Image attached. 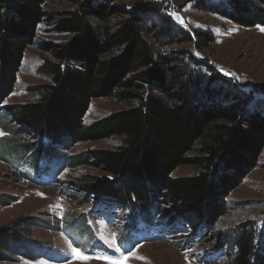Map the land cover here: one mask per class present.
I'll list each match as a JSON object with an SVG mask.
<instances>
[{"label": "trees", "instance_id": "obj_1", "mask_svg": "<svg viewBox=\"0 0 264 264\" xmlns=\"http://www.w3.org/2000/svg\"><path fill=\"white\" fill-rule=\"evenodd\" d=\"M46 1L0 0V106L14 91L37 25L49 19L43 9ZM104 1L86 0L53 23L54 31L71 34L72 39L48 44L61 61L43 59L42 70L50 83L41 86L39 98L2 105L21 126L9 128L16 136L0 135V155L34 171L48 162L56 175L66 167L96 166L108 177H91L82 185L92 202L108 199L120 205L130 211L129 222L141 219L172 229L195 222L212 229L226 212L229 193L257 165L264 150V106L259 109L252 101V108L245 111L238 104L237 85L232 86L207 56H195L188 49L157 53L147 37L151 34L158 43L177 36L183 42L195 38L200 48L211 42L209 35L196 33L191 38L150 2L141 12L156 17L159 25L150 27L149 33L139 24L144 17L138 12L97 30L86 16L106 21L117 11ZM256 2L200 0L203 8L242 28L264 26V0ZM101 97L134 104L85 123L91 100ZM0 115L6 118L4 112ZM23 134L40 140L32 145L21 139ZM17 136L19 140H13ZM115 136L120 144L113 149H91L78 156L65 151L73 143ZM179 165L196 171L173 177ZM159 199L173 201L180 216L160 215ZM80 222L78 230L88 231L84 219ZM258 224L245 222L228 237H220L227 264H264V222ZM1 232L0 260L8 252L34 260L51 250L19 233L21 240L10 241Z\"/></svg>", "mask_w": 264, "mask_h": 264}, {"label": "rangeland", "instance_id": "obj_2", "mask_svg": "<svg viewBox=\"0 0 264 264\" xmlns=\"http://www.w3.org/2000/svg\"><path fill=\"white\" fill-rule=\"evenodd\" d=\"M85 1L47 0L45 2L43 9L48 12L49 19L37 25L32 43L26 46L20 70L16 75L14 91L2 103L3 106L32 102L39 98L41 86L50 83L47 74L42 70L43 59L61 61L48 44H58L72 39L71 34L54 31L53 23L61 17L69 16ZM103 1L102 3H105ZM251 1L257 3L256 0ZM148 2L170 16L171 20L181 29L186 30L191 38L196 33H205L212 38L205 47L198 48L195 45V38L183 42L177 36L168 39L165 43H158L151 34H148L147 37L154 44L157 53L168 55L172 50L188 49L195 56H207L222 74L229 77L232 86L237 85L238 102L241 101L238 104H242L245 111L252 108L249 105H252V101L259 104V109H263L264 31H261V28L264 26L239 27L230 20L203 8L200 0H112L111 2L107 0L108 6L113 5L117 8L116 13L106 21L90 15L86 16V21L97 30H103L104 25L111 26L119 19L127 17L128 13L138 12L144 17V21L139 24H142L144 33H149L150 27L154 28L159 24L157 25L156 17L141 12L143 4ZM172 13L183 18V23ZM132 104L134 103L128 104L110 97L95 98L90 102L84 122L90 123ZM2 105L0 111L4 112L6 118L0 115L2 121L0 133H3V136H10L12 131L9 128L19 127L20 124L5 113ZM21 136L22 140L33 141L32 145L40 140L37 136L32 137L27 134ZM13 140H19V136ZM119 144L120 137L115 136L109 139L73 143L68 148L65 146L67 148L65 151L70 155L78 156L84 155L91 149H113ZM195 154L189 153V156ZM47 165L45 164L43 169L51 171ZM195 171L193 166L179 165L171 175L186 177L191 176ZM91 177L102 179L108 176L96 166L80 164L66 167L58 172L56 181L34 183L24 178L22 171H19V163L14 165L0 155L1 233L10 241L21 240L17 235L19 233L23 238H28L39 246L51 249L34 260L8 252L4 254V260H0V264H227L228 252L225 255V243H219L220 237H228L237 225L245 222L253 221L259 223L258 226L264 222L263 150L257 165L229 193L226 212L219 217L212 229L201 226L200 223L190 222V227L186 226L187 228L181 232L175 233L178 230L164 229L160 232L163 237L153 238L158 230L140 225L139 228L143 230L141 238H128L127 235L124 236L123 225L127 215L120 214L123 218L120 223L117 213L111 210L108 221H103L100 215L88 217L95 240H99L103 247L101 251L93 250L88 242L92 238L91 232L78 230L80 220L85 218L92 205L91 195H88L82 186L90 182ZM174 207L173 201L159 199L156 210L163 217L171 215L174 218L179 215ZM199 227L201 229H198ZM182 232H185L183 236H181ZM83 237L87 243L83 242ZM181 238L185 239L180 240ZM82 242L85 246L80 247ZM11 243L13 242L8 243L9 247ZM73 249H78V252Z\"/></svg>", "mask_w": 264, "mask_h": 264}, {"label": "snow or ice", "instance_id": "obj_3", "mask_svg": "<svg viewBox=\"0 0 264 264\" xmlns=\"http://www.w3.org/2000/svg\"><path fill=\"white\" fill-rule=\"evenodd\" d=\"M172 15L177 16V19H179V21H180L181 23H183V18L179 17L178 14H176V13H172ZM258 27H260V26H258ZM261 31H264V28H261ZM0 135H3V133H0ZM73 251H76V250L73 249Z\"/></svg>", "mask_w": 264, "mask_h": 264}, {"label": "bare ground", "instance_id": "obj_4", "mask_svg": "<svg viewBox=\"0 0 264 264\" xmlns=\"http://www.w3.org/2000/svg\"><path fill=\"white\" fill-rule=\"evenodd\" d=\"M185 234V232H182V234H181V236H183ZM183 239H185V238H181L180 240H183ZM179 240V239H178Z\"/></svg>", "mask_w": 264, "mask_h": 264}]
</instances>
